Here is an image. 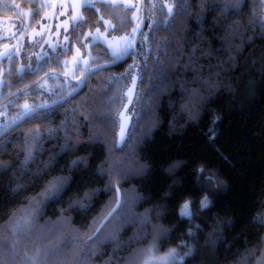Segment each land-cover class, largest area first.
<instances>
[{
    "label": "trees",
    "instance_id": "trees-1",
    "mask_svg": "<svg viewBox=\"0 0 264 264\" xmlns=\"http://www.w3.org/2000/svg\"><path fill=\"white\" fill-rule=\"evenodd\" d=\"M16 2L0 0V16L29 9L28 28L38 24V0ZM127 5H85L72 38L102 17L131 34ZM144 12L126 62L89 75L76 97L0 137V264H146L172 249L184 256L174 264H264L260 0H146ZM90 49L91 66L113 60L101 43ZM71 53L19 73L14 58L0 83V112L14 120L23 103L74 89L79 74L64 84L61 73ZM117 189V211L93 237ZM186 200L191 216L183 217Z\"/></svg>",
    "mask_w": 264,
    "mask_h": 264
},
{
    "label": "rangeland",
    "instance_id": "rangeland-1",
    "mask_svg": "<svg viewBox=\"0 0 264 264\" xmlns=\"http://www.w3.org/2000/svg\"><path fill=\"white\" fill-rule=\"evenodd\" d=\"M106 1L107 0H38L37 3H39V7L41 9L43 7L44 11L39 15L40 20L37 22L38 24L31 28H28L31 21V12L29 9L20 12V20H17V22L10 18H0V36L6 38V36L10 34L13 35L15 31L14 28L17 27L22 31L20 36V40H22V48L18 50L21 53L19 54L17 72L19 73L34 68L41 59L47 58L55 52L64 49H71L72 53L64 60L63 70L61 72L62 80L65 84L68 79L73 78L76 74L81 76L88 70V68L92 67L90 60L92 58V50L90 49L91 45L101 43L107 49L109 56L112 58L119 57L128 48V45L132 41V33L134 30H132L131 34H117L114 31V25H112L110 19L102 17L96 28L92 30L86 29L81 35H76L75 38H72L73 29L79 21L83 20V7H85V5L97 7L99 3H106ZM123 4H125L126 7H128L127 4H129V7L132 8V18L135 22L136 28L140 17L141 0H125V3H122V5ZM55 6H57V9L52 26V33L46 38L49 30L48 26L52 17V11ZM260 7L261 18L264 21V0H260ZM9 68L8 65L0 68V83L3 74L7 72ZM50 78L54 80L57 78V74L53 73V75H50ZM45 80L46 78L43 81ZM43 81L41 88L48 90L49 87L47 82ZM21 108L27 111L30 109V106L27 103H24L21 105ZM12 120L13 118L7 116L6 113L0 112V129ZM185 202L189 203V200L184 201L180 205V216H182L181 208ZM45 234L46 232L40 234L41 239L46 238ZM168 252L169 251L160 256H154V258H149L146 261V264H149V262L150 264H160V258L166 257ZM182 257L184 256H179L176 252L175 259L169 260L168 264H174L177 261H181Z\"/></svg>",
    "mask_w": 264,
    "mask_h": 264
},
{
    "label": "water",
    "instance_id": "water-1",
    "mask_svg": "<svg viewBox=\"0 0 264 264\" xmlns=\"http://www.w3.org/2000/svg\"><path fill=\"white\" fill-rule=\"evenodd\" d=\"M145 1L146 0H141L140 17H139V20L137 22L138 25L136 26L135 31L133 33V39L130 42V44L128 45V48L119 57L113 58V60L110 63L99 64L97 66H92V67L88 68L87 71H85L79 78H77V80H75L76 87L74 89L67 92L66 95H64L63 97L55 99V101L43 103V104H40L37 106H33L29 110L23 112L19 117L14 119L10 123V125H8L3 130L0 131V137L4 136L11 129L19 126L22 122H24V120H26L28 117H31L33 114L43 112L44 110H47V109H51V108L55 107L56 105L65 102L68 99L76 97L77 94L83 89V87L85 85V81L89 75L99 72L100 69L111 68L112 66L119 65V64H122L123 62H126L129 59L128 57L133 53V51L136 50V48H137L136 44H137L138 39L140 37L139 34L143 31V29L145 27V23H144V20H145V12H144ZM106 3L107 4L111 3L112 5L117 6V5H120L122 3H125V0H107ZM56 9H57V6H55L53 11H52V15H51L52 17H51V20H50V23L48 26L49 30H48V33L46 35V38H48L50 36V34L52 33V29H53L52 26H53V23L55 20ZM135 88H136V81L134 80L131 87L127 91V93H128L127 94V100L124 104L123 110L120 113V116H121L120 136L121 137H124L126 132H127V125L129 122V118L126 116V112L132 105L131 103H132L134 96H135ZM116 197H117L116 203L111 208V210L106 214V216L101 220L99 225L96 227L95 231L93 232L94 233L93 237L106 224L107 220L117 211V208L121 202L120 192L118 189L116 191Z\"/></svg>",
    "mask_w": 264,
    "mask_h": 264
},
{
    "label": "flooded vegetation",
    "instance_id": "flooded-vegetation-1",
    "mask_svg": "<svg viewBox=\"0 0 264 264\" xmlns=\"http://www.w3.org/2000/svg\"><path fill=\"white\" fill-rule=\"evenodd\" d=\"M16 1H18V0H12L11 5L13 7H16V5H17ZM3 12L8 13V10L5 9ZM12 12H14V11H12ZM0 18H10L11 20H14L16 22H17V20H20L19 13H17L16 15H10V16L8 14H5V16L1 15ZM14 29H15V31H14L13 35L10 34V35L6 36V38L0 36V61H1L0 62V68L3 66H7V65L10 67L12 65L11 63L14 60V58H15V61L19 62V54L21 52L18 50L22 48V40H20V36H21L22 31H20L19 27L14 28ZM7 60H8V62H7ZM1 63H3V64H1ZM17 65H19V63ZM20 109H21V111H20L21 114L23 112H25V110H23L21 107H20ZM3 113H5V112H3ZM10 122H12V121H10ZM9 124L10 123L5 125L4 127L8 126Z\"/></svg>",
    "mask_w": 264,
    "mask_h": 264
},
{
    "label": "snow or ice",
    "instance_id": "snow-or-ice-1",
    "mask_svg": "<svg viewBox=\"0 0 264 264\" xmlns=\"http://www.w3.org/2000/svg\"><path fill=\"white\" fill-rule=\"evenodd\" d=\"M201 206L202 207H207L208 206V198L205 197L204 200L202 201L201 203ZM181 215L182 216H191V211H190V208H189V203L188 202H185L181 208ZM191 253V250L187 253H185V255H189ZM176 257V250L175 249H172L170 250L166 257H161L160 258V264H168V261L169 260H174ZM150 264V262H149Z\"/></svg>",
    "mask_w": 264,
    "mask_h": 264
}]
</instances>
